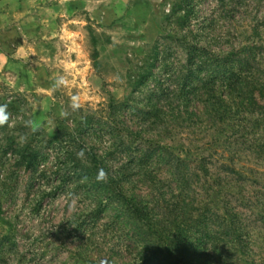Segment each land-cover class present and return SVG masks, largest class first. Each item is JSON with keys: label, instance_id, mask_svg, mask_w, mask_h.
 Instances as JSON below:
<instances>
[{"label": "rangeland", "instance_id": "1", "mask_svg": "<svg viewBox=\"0 0 264 264\" xmlns=\"http://www.w3.org/2000/svg\"><path fill=\"white\" fill-rule=\"evenodd\" d=\"M216 59L249 79L264 67V0H0V105L11 114L0 138L34 133L36 144L80 128L109 174L131 171L120 186L153 223L167 219L164 237L228 201L240 259L264 264V97L239 105ZM43 145L13 179L0 152V220L16 243L0 264L145 263L144 233L156 232L60 169L58 143Z\"/></svg>", "mask_w": 264, "mask_h": 264}, {"label": "trees", "instance_id": "2", "mask_svg": "<svg viewBox=\"0 0 264 264\" xmlns=\"http://www.w3.org/2000/svg\"><path fill=\"white\" fill-rule=\"evenodd\" d=\"M184 2L185 0H182V3ZM250 49L253 53V48ZM213 62L217 67V75L223 76V82L229 90L228 93H238L239 105H244L245 100H247L248 102L245 103L247 108L260 106L261 101L258 97H264V67L260 66L261 64L258 68L259 73L249 79V77H241L240 73L235 71L234 65H229L227 59H216ZM239 72H241V69ZM193 76L194 72L189 70L182 89L189 86L188 80ZM216 76L212 78L214 79ZM209 82L213 83L214 81ZM87 122V124H90V120ZM7 126L8 123L0 126V132H5ZM17 126L15 129L18 128L19 130L21 128L26 135L28 134L29 128L24 127L22 124ZM84 126L81 124V128ZM79 129L62 126L47 141H45V135H43L40 141H37V145L31 141L34 133H29L28 140L24 142L17 141L14 134L5 133L4 137L0 138V152L5 155L7 152H11L4 161V164H8L9 167L6 177L13 179L22 169H31L43 156L41 151L44 147L43 144L56 142L62 148L64 154L63 160L59 164L60 169H67L68 174L72 173L75 178L87 180L90 185L100 187L107 201H117L128 217L140 223L143 227L150 226L156 232L154 233L156 236L153 234L155 238L151 236V232H148L150 235L144 233L143 238L148 244L149 258L141 264H190L191 259H196L195 262L198 264H233L235 260L237 264L238 262L249 264L240 259L246 253L242 246L245 235L241 228V217L234 210L235 208L229 207L230 203L228 201L221 207L224 210L223 213H220L217 209V213L214 212L211 216L202 217L203 215H200L197 219H189L187 228H178L177 231L170 232L164 237L165 229L162 223L165 224L167 219L164 218L158 223H153V219L149 217L150 211L148 212L147 206L137 201L135 197H129L123 192L120 183L124 178H127V174H131V171L122 168L109 174L108 170L102 166L99 156L92 150L88 151L84 143L79 141L77 137ZM81 150H83V155L78 157ZM2 161L0 154V164ZM100 168H103L107 173L105 182H98L95 178L97 170ZM9 179H4L2 189L7 190L12 187V182ZM214 206L215 208L218 207V202H215ZM151 228L149 229L151 230ZM192 228H196V231H192ZM13 236L14 229L11 223L4 219L0 220V260L12 253L16 245ZM19 258L25 260L24 255H20Z\"/></svg>", "mask_w": 264, "mask_h": 264}, {"label": "clouds", "instance_id": "3", "mask_svg": "<svg viewBox=\"0 0 264 264\" xmlns=\"http://www.w3.org/2000/svg\"><path fill=\"white\" fill-rule=\"evenodd\" d=\"M57 83H62V81H58ZM10 115L11 114L7 111V105H0V126H4L9 122ZM82 155L83 150L78 153V157H81ZM95 178L98 182H105L107 179L106 171L103 168L98 169Z\"/></svg>", "mask_w": 264, "mask_h": 264}]
</instances>
